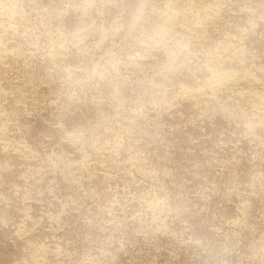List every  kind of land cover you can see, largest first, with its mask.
I'll list each match as a JSON object with an SVG mask.
<instances>
[{
	"label": "rangeland",
	"instance_id": "rangeland-1",
	"mask_svg": "<svg viewBox=\"0 0 264 264\" xmlns=\"http://www.w3.org/2000/svg\"><path fill=\"white\" fill-rule=\"evenodd\" d=\"M0 264H264V0H0Z\"/></svg>",
	"mask_w": 264,
	"mask_h": 264
},
{
	"label": "bare ground",
	"instance_id": "bare-ground-1",
	"mask_svg": "<svg viewBox=\"0 0 264 264\" xmlns=\"http://www.w3.org/2000/svg\"><path fill=\"white\" fill-rule=\"evenodd\" d=\"M196 14V13H195ZM179 15V14H178ZM192 20V19H191ZM198 22H200V21H198ZM229 73V72H228ZM218 86V85H217Z\"/></svg>",
	"mask_w": 264,
	"mask_h": 264
}]
</instances>
